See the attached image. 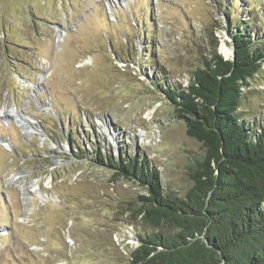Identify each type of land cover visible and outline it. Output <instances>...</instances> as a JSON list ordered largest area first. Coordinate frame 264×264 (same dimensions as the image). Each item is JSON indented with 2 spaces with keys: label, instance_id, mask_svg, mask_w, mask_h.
Instances as JSON below:
<instances>
[{
  "label": "rangeland",
  "instance_id": "374dc122",
  "mask_svg": "<svg viewBox=\"0 0 264 264\" xmlns=\"http://www.w3.org/2000/svg\"><path fill=\"white\" fill-rule=\"evenodd\" d=\"M261 18L264 0H0V264H127L156 231L145 191L85 158L141 156L182 198L203 151L153 81L182 89L241 19L264 41ZM240 112L264 128V64Z\"/></svg>",
  "mask_w": 264,
  "mask_h": 264
},
{
  "label": "trees",
  "instance_id": "16d2710c",
  "mask_svg": "<svg viewBox=\"0 0 264 264\" xmlns=\"http://www.w3.org/2000/svg\"><path fill=\"white\" fill-rule=\"evenodd\" d=\"M242 22L229 34L233 59L214 52L182 89L153 81L203 151L182 198L164 191L141 156L114 158L102 146L104 157L95 147L85 158L145 191L137 200L156 231L133 233L127 264H264V128L240 112L264 64V41Z\"/></svg>",
  "mask_w": 264,
  "mask_h": 264
},
{
  "label": "bare ground",
  "instance_id": "6f19581e",
  "mask_svg": "<svg viewBox=\"0 0 264 264\" xmlns=\"http://www.w3.org/2000/svg\"><path fill=\"white\" fill-rule=\"evenodd\" d=\"M221 52L224 53L225 56H228L230 54V51L227 50L226 46L225 45H222L221 48H220ZM11 112V113H10ZM5 114H11L13 115L12 111H6L4 112ZM1 114V113H0Z\"/></svg>",
  "mask_w": 264,
  "mask_h": 264
},
{
  "label": "water",
  "instance_id": "95a60500",
  "mask_svg": "<svg viewBox=\"0 0 264 264\" xmlns=\"http://www.w3.org/2000/svg\"><path fill=\"white\" fill-rule=\"evenodd\" d=\"M230 50H231L230 57H225V56L222 55V57H223L225 60H227V59H229V58H232V59L234 58V55H235V53H234V47H231Z\"/></svg>",
  "mask_w": 264,
  "mask_h": 264
}]
</instances>
